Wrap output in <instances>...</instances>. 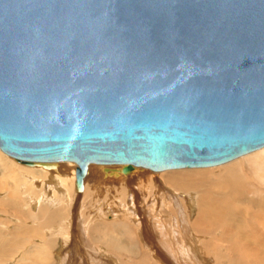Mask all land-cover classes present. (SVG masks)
Wrapping results in <instances>:
<instances>
[{"label":"water","instance_id":"water-1","mask_svg":"<svg viewBox=\"0 0 264 264\" xmlns=\"http://www.w3.org/2000/svg\"><path fill=\"white\" fill-rule=\"evenodd\" d=\"M264 145V0H0V148L25 164L209 166Z\"/></svg>","mask_w":264,"mask_h":264},{"label":"rangeland","instance_id":"rangeland-1","mask_svg":"<svg viewBox=\"0 0 264 264\" xmlns=\"http://www.w3.org/2000/svg\"><path fill=\"white\" fill-rule=\"evenodd\" d=\"M231 161L202 168L214 167L217 173ZM118 165L122 166L114 168ZM95 167L100 168L99 164L90 167L82 191L72 196L67 191V199L61 204L63 214L48 225L28 215H33L29 209L38 213L41 206L51 210L43 205L47 200L34 208L25 201L24 189L11 185L7 188L13 190L10 195L0 185V264H264V252L224 249L228 236L222 230L208 235L209 221L198 220L195 207L189 213L170 200L169 190L162 188L160 181V174L166 170L152 172L136 167L124 175V180L108 181L94 172ZM19 177L24 179L21 174ZM4 192L9 193L6 201ZM252 207L248 216L260 209ZM240 240L246 242V238Z\"/></svg>","mask_w":264,"mask_h":264},{"label":"bare ground","instance_id":"bare-ground-1","mask_svg":"<svg viewBox=\"0 0 264 264\" xmlns=\"http://www.w3.org/2000/svg\"><path fill=\"white\" fill-rule=\"evenodd\" d=\"M235 158L228 160L231 161L235 159L218 168L219 170H217V173L213 170L217 168L202 167L215 166L225 162L209 166L163 169L144 166L142 164H134L133 168L127 172H123L119 165L118 168H114L117 167L114 165H122V163L90 162L85 175L87 172H90V167L92 165L97 164H99L100 168H96V166L94 172H98L101 178H109L108 181H110V179L115 180L118 178L124 180V177H126L124 175L130 173L136 167L148 168L152 172L166 170L159 174L161 177L160 181L162 188H166L170 192V200H175L178 205L186 207L189 213H191L195 207L197 209V219L202 221V219L206 218L209 221V226L206 227V233L208 235L211 234V231L213 230H222L225 235L228 236V244L223 247L224 249L230 251L258 250L257 253H263L264 145L238 155ZM16 161L29 167L20 165ZM77 166H79V162L72 159L54 160L53 163L48 165L40 162H35L31 165L25 164L0 148V185H2L3 188L5 186L6 190L7 188L9 189V186L11 185H14V188H17L18 190L24 189V195L28 197V199L25 198V201L30 205L34 204V208L37 206L40 207V205L47 200V203L43 205H49L51 210L41 206L40 208L42 210H38V213L32 212L29 209L33 215H28L34 221L39 220L48 225L58 221L61 217V213L63 214V212H61V204L67 199V191H69L72 196L73 194H77L76 191H82L84 188L85 175L82 178L81 188H77L75 184V171ZM19 174L23 176V180L19 177ZM107 182L105 184H107ZM105 187L108 188L109 186ZM8 191L9 190H7V192ZM12 191L13 190H11V192ZM7 192H4V196H6V198H3L4 201L9 198V193ZM11 192L10 195L13 194ZM6 193L8 196L5 195ZM254 205L257 209L258 207L260 209L256 210V213L248 216L249 210H253L252 206ZM58 207H60V209ZM101 212H103V210H101ZM244 213L247 214L242 216ZM42 217L44 220H42ZM108 217L111 218L112 215H108ZM245 217L249 220L244 219ZM243 238H246L245 243L240 240ZM241 247H246L248 250Z\"/></svg>","mask_w":264,"mask_h":264}]
</instances>
